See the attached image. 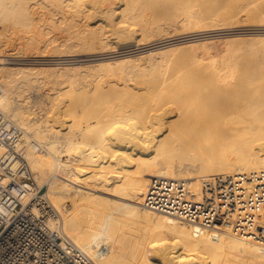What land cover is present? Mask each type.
Instances as JSON below:
<instances>
[{
    "label": "bare ground",
    "instance_id": "bare-ground-1",
    "mask_svg": "<svg viewBox=\"0 0 264 264\" xmlns=\"http://www.w3.org/2000/svg\"><path fill=\"white\" fill-rule=\"evenodd\" d=\"M5 1L0 0V8L6 12L3 17L10 19ZM33 1L18 0V13L27 16L31 7L48 3L52 11L63 16L68 8L84 6L112 16L115 4L114 0H41L32 6ZM124 1L137 7L150 1L156 10L158 3L165 4L163 0ZM229 1V7L236 9L238 0ZM135 6L132 12L140 11ZM140 16L141 11L133 13L131 19ZM195 23L192 29L210 26L200 20ZM189 25L186 28L190 29ZM119 27L129 39L125 46H133L126 21ZM116 34V30L104 33L108 38ZM199 37L194 36L190 42ZM101 41L100 35L91 32V43ZM131 49L114 58H101L124 60L139 51ZM199 51L193 56L180 53L184 56L169 59L172 64L167 68L172 73L160 69L150 79L140 75L134 89L128 83L137 75H130L113 62H103L105 76L91 80L92 94L81 93V98L65 104L61 114L54 110L59 106L53 104L57 106L44 116L28 107V99L14 101L13 88L23 71L32 79L35 73H44L47 78L49 70L14 69L15 60L4 64L0 58V109L23 130L28 145L26 156L35 175V192L26 201L37 198L52 207L61 217L60 223L53 222L52 227H59L96 264H264V244L236 234L231 225H196L188 217L147 205L155 179L186 182L184 201L194 206L184 205L183 210L200 215V220L208 213L213 223L221 215V202L210 203L211 194L204 201L203 184L230 177L237 182L240 176L264 172V56L254 61L252 54L232 50V55L221 63L215 53ZM51 73L60 85L64 84V75L69 76L63 88H73L74 83L84 80L74 71L55 69ZM60 94L64 93L58 91L53 100H58ZM34 144L40 147L39 153ZM2 153L0 149V156ZM252 187L253 183L248 182L239 186L245 188L247 196ZM172 197L168 195L167 201L171 202ZM166 198L164 195L160 202ZM198 204L205 207L196 211ZM259 224L264 228V211ZM152 254L155 261L150 258Z\"/></svg>",
    "mask_w": 264,
    "mask_h": 264
},
{
    "label": "rangeland",
    "instance_id": "rangeland-1",
    "mask_svg": "<svg viewBox=\"0 0 264 264\" xmlns=\"http://www.w3.org/2000/svg\"><path fill=\"white\" fill-rule=\"evenodd\" d=\"M39 1L31 2L33 3L32 6L42 2ZM118 1L114 0L115 4L112 3L111 8L114 11L112 16L110 13H104L107 14L104 16L101 11H90L91 7L89 6L87 8L85 6L76 9L68 8L67 12L65 11L66 15L63 16L52 11L48 3L39 6L40 8L37 5L36 9L34 8L35 10L31 7L32 11L29 9V14L24 16L18 13L16 5L18 0H6L4 9L10 12L15 19L12 16L9 17L10 19L4 16L7 19L4 20L3 15L6 12H3V9L0 8V43L2 42L0 49L3 53L0 54V58H2L4 64L8 60H15L14 65L12 64L14 69L26 67L27 69L40 71V69L44 70L45 68L46 70L47 68L50 74L47 78H44L46 75L44 73L39 75L33 73L34 75L30 79V76L26 77L27 74H24L25 71H23L18 76L20 82L16 83L13 88L14 101L18 98L28 99V107L33 109L34 112L35 110L37 113L42 112L38 114L40 116H44L45 112L53 111V107L58 105L59 109L54 107V110L61 114L64 111L65 104L74 102L76 98H81V93L83 95L92 94L91 80L99 77V75L101 77L105 76V67L103 66L109 62L115 63L130 75H137L134 80L128 83L134 89L135 83H137L136 79L139 80L140 75L145 74L144 77L150 79L151 74L155 71L160 73V69H166L167 74L172 73L173 71L167 68L168 65L172 64L169 59L174 56L177 57L176 55L179 58L180 53L192 56L197 54L196 52L199 50H202L199 51L200 54L208 52L213 55L215 53L216 56L215 54L214 56L221 63L232 55V50H237L238 53L252 54L251 57L255 58L254 61L261 60V57L264 56V0H238L236 9L229 7L231 4L229 0H163L165 4L158 3L160 7L157 10L155 8L157 6L150 5V1L139 7L135 6L136 3L133 2L128 5L124 0ZM166 4L167 6H165ZM134 6L141 11V16L136 20H132L131 16L133 13H139L140 11L135 10L132 12ZM246 13H251L252 17ZM233 14L237 15L234 19L230 17ZM19 16V19L24 16L27 20L23 17L24 23L20 20L22 22L20 24L19 19L17 20ZM172 17L174 19L171 22L169 19ZM153 19L155 21L151 24ZM123 20L126 21L125 29L129 28L132 31L130 39L134 44L133 46H125L126 41L129 39H126L120 31L119 26ZM188 20L189 24L193 23V25L188 24L190 29L186 28L188 27L186 25ZM199 20L210 26L204 30L201 28L192 29L190 26H194L195 22ZM232 20L237 23L225 24ZM113 30L119 32L114 38H108L104 35V33ZM45 32L47 33L46 36ZM91 32L101 36L102 44L96 43V46L90 42ZM193 35L197 38L200 36V40L190 42L194 38ZM187 39L189 40L187 41ZM37 42L43 43L35 47ZM175 42L177 43L175 44ZM183 43L187 45L185 46ZM126 49L139 51L124 60L112 59L106 61L101 58L105 56L114 58L116 57L114 55L123 53ZM184 55H181L180 58ZM40 57L52 58V60H41ZM103 62L105 64L101 66ZM55 69H62L64 72L68 71L69 73L73 71L80 73L84 80L74 83L73 88H63L67 85L65 81L69 76L64 75V84L60 85L57 77L51 73ZM36 80L39 82H34ZM113 82L118 81L114 80ZM144 83L148 84L147 82ZM60 90L64 94L58 95V100H53L55 94ZM64 91H67V93ZM61 119V124L64 125V118L61 117ZM132 169H134L133 166ZM105 249L106 246L102 248V250ZM153 255L150 258L155 261Z\"/></svg>",
    "mask_w": 264,
    "mask_h": 264
},
{
    "label": "built area",
    "instance_id": "built-area-1",
    "mask_svg": "<svg viewBox=\"0 0 264 264\" xmlns=\"http://www.w3.org/2000/svg\"><path fill=\"white\" fill-rule=\"evenodd\" d=\"M23 136V130L0 109V264H96L59 227H52L53 222L61 220L52 207L37 198L26 201L35 192L36 182ZM34 146L39 153L40 147ZM245 182L253 183L248 196L245 188H239ZM187 187L186 182L155 179L147 205L163 213L175 212L202 226L231 225L236 234L264 244V228L259 224L264 211V172L240 176L237 182L230 177L203 184L204 201L211 194L210 203L221 202V215L213 223L208 213L200 220V215L183 210L184 205L194 206L184 201ZM164 195L166 200L160 202ZM168 195L173 196L171 202L167 201ZM204 207L198 204L196 211Z\"/></svg>",
    "mask_w": 264,
    "mask_h": 264
}]
</instances>
